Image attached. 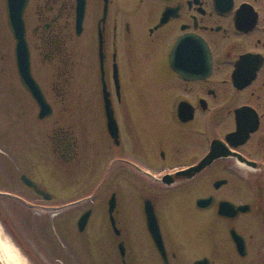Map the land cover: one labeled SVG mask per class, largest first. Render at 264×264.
<instances>
[{
  "label": "flooded vegetation",
  "instance_id": "obj_1",
  "mask_svg": "<svg viewBox=\"0 0 264 264\" xmlns=\"http://www.w3.org/2000/svg\"><path fill=\"white\" fill-rule=\"evenodd\" d=\"M24 21L31 74L51 114L58 102L62 113L75 116L72 125L53 128L54 152L66 163L95 153L116 165V181L146 178L171 187L140 194L137 206L155 260L182 264L183 252L203 251L190 264H264V0H29ZM13 66L23 108L35 104L39 118L15 57ZM51 78L54 96L45 85ZM148 115L155 127H143ZM210 152L201 170L175 178ZM116 192L112 187L110 233L118 237L121 263L134 264ZM146 200L166 262L147 230ZM160 200L177 213L194 211L207 239L178 236L176 219L167 235Z\"/></svg>",
  "mask_w": 264,
  "mask_h": 264
},
{
  "label": "rangeland",
  "instance_id": "obj_2",
  "mask_svg": "<svg viewBox=\"0 0 264 264\" xmlns=\"http://www.w3.org/2000/svg\"><path fill=\"white\" fill-rule=\"evenodd\" d=\"M27 15L28 20L33 18L32 7ZM13 46L4 0H0V230L3 236L16 247L24 264H122L116 248L118 237L110 233L107 212V200L116 186L119 210L116 215L125 229L123 236L131 237L128 247L135 253L132 263L161 264L151 253L147 234L137 221V206L142 198L140 194L171 187L149 185L146 178L130 179V184L127 180L116 181V165L95 153L80 162L74 159L64 162L54 152L53 128L72 125L74 113H62L58 102L53 103V113L43 119L37 118L35 104L29 110L23 108L24 90L15 79ZM53 79L45 84L51 96L55 95L50 85ZM143 127H155L152 116H146ZM23 173L49 192L51 198L44 199L23 184L20 179ZM137 185L144 186L139 189ZM158 206L163 209L167 235L171 234L170 220L176 219L180 223L176 227L178 236L190 232L198 240L207 239L201 236L203 228L193 221L194 211L177 213L170 203L161 200ZM87 208L92 209L89 221L79 233L76 221ZM202 252H183L182 264H190Z\"/></svg>",
  "mask_w": 264,
  "mask_h": 264
},
{
  "label": "water",
  "instance_id": "obj_3",
  "mask_svg": "<svg viewBox=\"0 0 264 264\" xmlns=\"http://www.w3.org/2000/svg\"><path fill=\"white\" fill-rule=\"evenodd\" d=\"M29 0H4V7L6 12V23L8 29L11 32L12 38L14 40V57L16 63L17 74L19 77V81L21 85L32 95L34 100L36 101L37 105L39 106L38 117L43 118L47 117L51 114V106L46 101L38 83L34 79L31 74L30 69V51L29 45L26 38V28H25V21H24V11L28 4ZM108 117V124L113 123V118L110 115V112L107 114ZM214 143H212V146ZM214 156L212 152L207 154L203 159H201L197 164L192 165L184 170H180L175 173V178L180 177H191L195 172L201 170L205 164H207L210 159ZM174 178V177H173ZM173 178L171 176H163L162 180L166 183L172 182ZM20 179L22 182L32 187L36 193L42 195L44 199H50V194L42 189H39L35 182H33L29 177L25 174L20 175ZM203 202V199H198L197 204L200 205ZM108 213L109 218L111 220L112 225L114 226V217L113 211L115 208V195L111 194L110 198L108 199ZM144 212L146 215V226L147 230L158 250L164 262H166V252L163 245V240L159 228V224L155 215V211L153 209L152 204L149 200L145 201L144 204ZM90 215V209H87L83 212L79 218L77 219L76 227L78 231H83L88 217ZM119 251L121 254L124 253V249L121 244H119ZM0 264L1 261H0ZM193 264H205L203 260H196Z\"/></svg>",
  "mask_w": 264,
  "mask_h": 264
},
{
  "label": "bare ground",
  "instance_id": "obj_4",
  "mask_svg": "<svg viewBox=\"0 0 264 264\" xmlns=\"http://www.w3.org/2000/svg\"><path fill=\"white\" fill-rule=\"evenodd\" d=\"M0 261L2 264H24V259L16 247L3 236L0 230Z\"/></svg>",
  "mask_w": 264,
  "mask_h": 264
}]
</instances>
